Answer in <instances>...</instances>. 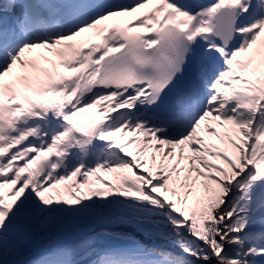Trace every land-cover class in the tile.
<instances>
[{"label":"snow or ice","instance_id":"1","mask_svg":"<svg viewBox=\"0 0 264 264\" xmlns=\"http://www.w3.org/2000/svg\"><path fill=\"white\" fill-rule=\"evenodd\" d=\"M0 264H264V0H0Z\"/></svg>","mask_w":264,"mask_h":264}]
</instances>
